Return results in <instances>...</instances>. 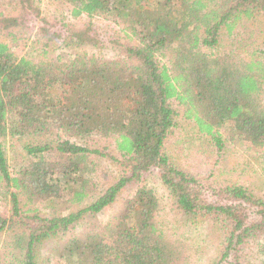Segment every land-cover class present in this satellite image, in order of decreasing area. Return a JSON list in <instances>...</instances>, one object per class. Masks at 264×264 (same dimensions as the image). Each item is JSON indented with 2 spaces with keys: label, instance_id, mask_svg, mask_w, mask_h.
<instances>
[{
  "label": "trees",
  "instance_id": "obj_1",
  "mask_svg": "<svg viewBox=\"0 0 264 264\" xmlns=\"http://www.w3.org/2000/svg\"><path fill=\"white\" fill-rule=\"evenodd\" d=\"M50 1L88 20L45 17L35 0H8L9 13L0 12V140L22 148L11 145L9 165L0 142V202L12 206L11 216L0 213L9 263L37 264L40 248L61 236L70 243L65 264H193L196 252L166 230L154 177L185 216L219 231L212 264H251L258 242L264 255V194L218 177L230 141L264 156V0ZM223 33L233 51L206 54ZM29 44L37 50L20 58L16 48ZM173 104L210 141L206 176L165 153L177 125ZM54 131L66 139L53 143ZM109 160L119 174L105 188L96 179ZM97 188L93 204L68 214L40 208L81 204ZM120 196L119 214L100 231L75 234Z\"/></svg>",
  "mask_w": 264,
  "mask_h": 264
},
{
  "label": "rangeland",
  "instance_id": "obj_2",
  "mask_svg": "<svg viewBox=\"0 0 264 264\" xmlns=\"http://www.w3.org/2000/svg\"><path fill=\"white\" fill-rule=\"evenodd\" d=\"M7 5L8 0H0L1 13H9V11H5ZM35 6L39 7L45 17L64 16L67 17L69 22L77 26H83L84 21L88 20L87 16L80 19H73L70 16L69 7L60 4H53L50 0H35ZM25 13L18 11L13 13V15L19 16L20 19H23ZM116 28L123 30L124 27L123 25H120ZM245 37L247 38L248 36ZM10 38L11 36H3L2 39L8 41ZM233 39V37L231 38L227 36L226 33H223L217 47L202 49L208 55H220L225 50L233 51L231 45ZM261 40L262 39L254 41V44L259 45ZM238 46H240V44ZM34 50L37 49L29 44L24 51H21V48L17 47L16 53L21 58L27 53L33 55ZM36 54L37 52L34 53V55ZM53 54H58V51L56 50ZM97 55L101 58L113 57V54L110 52H98ZM173 108L178 113V116L175 118L177 125L172 133L167 137L165 143V153L174 160L176 165L181 166L193 174L206 176V171L209 167H211V163H207L205 159H208L211 162V153L209 149L205 152V145H210V141H208V139H206L200 132V129L194 119H187L183 116V109L181 107L177 104H173ZM179 112H182V114L179 115ZM52 135L54 136L52 139L54 141L53 143L58 142L63 136L61 135L60 137V134L56 131H54ZM63 138L66 139L65 136H63L62 139ZM225 139L227 138L225 137ZM100 140L101 139L98 141ZM0 142L3 145L9 165H11V145L13 143L16 144L18 146V150L21 152V144L16 141L12 143L10 137L6 140H0ZM97 144V142H90L88 147L94 149ZM228 144L227 156L223 155L222 157L225 158L226 156V161H221L218 165L220 168L218 177L221 176L222 179L227 178V180L236 181L240 185L251 188L258 195L264 194V156L253 151L249 142L232 143L230 141ZM99 145L104 146L106 145V142L100 141ZM202 150L203 153H201ZM113 154L115 158L121 159L120 152L116 148H114ZM53 155L54 152L48 153V156ZM99 172L100 173L97 176L96 183L108 188L109 185L104 184V182L105 180H111L112 178H116L118 176V164L109 160V162L104 163V167ZM150 186L155 190L162 202L164 224L167 232L173 235L178 241L182 242L185 248L189 247L191 253L190 255L193 256L196 252V259L193 264H212L220 254L219 249L222 244V237L218 234L219 231L214 230L213 225L209 221L197 222L185 216L175 205H173L165 187L156 177L151 179ZM98 189L99 188H97V190L90 195V198L87 199V201L78 205H72L69 202V207H67L65 203H63V205L50 204L47 206L42 204L40 208H44V212L49 216L53 214L65 215L71 211L82 209L93 204L95 200L101 196V192ZM125 195L128 196V194ZM123 198L124 196L118 197L117 201L112 206L105 208L101 214L87 215L78 225H76L75 234L81 237L91 232L100 231L109 220L115 218L119 214ZM30 208H32V206ZM0 213H3L7 217L11 216L12 206L10 204V200L0 202ZM67 239L68 238L66 237L60 236L57 239L46 242L39 250L37 264H65L63 262V258L67 256L70 244ZM6 241L7 237L3 235L0 238V263L2 264L11 263L13 261L12 254L10 255L9 251L6 250L7 246L4 244ZM260 244L262 243L258 242L253 248H251V252L250 250L248 251V260L250 259L252 262L251 264H264V255L259 254L258 248H256L259 247ZM12 264H16L15 260Z\"/></svg>",
  "mask_w": 264,
  "mask_h": 264
}]
</instances>
